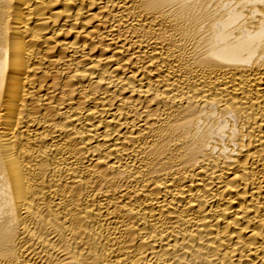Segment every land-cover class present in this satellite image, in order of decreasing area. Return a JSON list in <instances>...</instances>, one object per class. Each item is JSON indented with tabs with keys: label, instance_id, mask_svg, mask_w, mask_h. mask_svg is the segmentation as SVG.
Returning <instances> with one entry per match:
<instances>
[{
	"label": "bare ground",
	"instance_id": "bare-ground-1",
	"mask_svg": "<svg viewBox=\"0 0 264 264\" xmlns=\"http://www.w3.org/2000/svg\"><path fill=\"white\" fill-rule=\"evenodd\" d=\"M0 264H264V0H0Z\"/></svg>",
	"mask_w": 264,
	"mask_h": 264
}]
</instances>
